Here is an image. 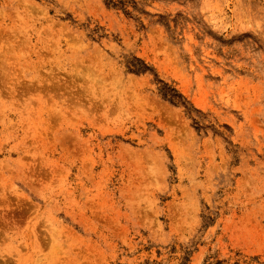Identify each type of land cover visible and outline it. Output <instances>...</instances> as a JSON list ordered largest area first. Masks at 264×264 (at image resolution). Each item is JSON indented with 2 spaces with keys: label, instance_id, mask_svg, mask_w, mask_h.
I'll use <instances>...</instances> for the list:
<instances>
[{
  "label": "rangeland",
  "instance_id": "obj_1",
  "mask_svg": "<svg viewBox=\"0 0 264 264\" xmlns=\"http://www.w3.org/2000/svg\"><path fill=\"white\" fill-rule=\"evenodd\" d=\"M0 264H264V0H0Z\"/></svg>",
  "mask_w": 264,
  "mask_h": 264
}]
</instances>
